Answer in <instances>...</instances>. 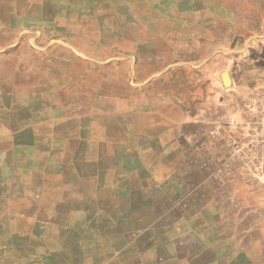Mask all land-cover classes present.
<instances>
[{"label":"crops","instance_id":"1","mask_svg":"<svg viewBox=\"0 0 264 264\" xmlns=\"http://www.w3.org/2000/svg\"><path fill=\"white\" fill-rule=\"evenodd\" d=\"M87 1L83 9L90 7V14L80 12L87 29L76 34L75 43L68 33L60 37L66 50L74 45L91 80L71 101L114 106L123 122L125 139L118 144L123 158L113 155L107 163L101 158L100 120L92 110L73 113L60 104L61 115L52 117L56 106L50 100L31 97L43 103L38 110L48 112L33 119L41 126L58 121L66 134L56 138L29 116L3 127L10 130L12 148H1L0 172L10 167L12 174L6 180L0 174V264H148L142 243H198L191 264H224L220 249L235 243L236 264L242 262L238 258L264 264V254L256 251L264 243V191L245 187L236 195L238 206L224 214L213 205L215 193L197 196L205 178L196 181L190 172L198 140L228 122L232 105L226 100L237 92L235 78L226 72L232 68L229 58L245 56L238 46L240 27L251 29L252 23L244 9L258 0ZM24 134L29 140L47 136V156L66 158L58 171L50 169L51 161L39 166L29 159L33 146L14 142ZM165 150L179 161L177 168L187 167L185 182L178 172L164 175L170 164ZM20 151L23 160L11 165L8 156ZM149 153L161 156L160 166L155 164L160 173L148 174ZM41 166L43 172L36 171ZM205 253L208 259H195ZM170 262L188 263L182 255L154 259Z\"/></svg>","mask_w":264,"mask_h":264},{"label":"rangeland","instance_id":"2","mask_svg":"<svg viewBox=\"0 0 264 264\" xmlns=\"http://www.w3.org/2000/svg\"><path fill=\"white\" fill-rule=\"evenodd\" d=\"M84 1L0 0V150L3 148V150L10 151L12 148L11 142L7 141V133L10 130H6L3 127H15V123L18 120L22 122L27 116H29L30 123L35 121V125H39L37 128L46 127L45 131H51L56 138L66 134V130L57 124L58 121L52 122L50 125L52 127H50L48 125L41 126V123L38 122L39 120L33 119L34 117L43 118L45 113H48L46 110H38V107L43 106V103H34L33 99L31 100V97L36 96L39 98L44 97V100H50L52 105L56 106V110L51 113L52 117L61 115L60 104L63 107L68 104L67 106L71 108L72 112L75 111L82 114L85 112L89 113L92 110L94 118L97 117L100 120L101 158L106 163L113 158V155L116 161L123 158V151L120 146L118 147V144H122L123 139H125L123 122L116 117L114 106L105 101L99 103L98 106L94 105L92 108L89 105L77 106L71 101L73 95L83 88L84 83H90L91 80L89 75L83 71L82 61H80L74 45H71V43L66 50L65 43L60 41V37H65V34L68 33L71 42L75 43L76 34L78 32L79 34L83 33L87 29L86 17L82 19L85 21L83 22L80 15L81 10L86 7ZM86 3H88L87 0ZM89 8L82 10L84 11L83 16L90 14ZM244 11L251 16L249 21L252 23V26L248 25L251 29L247 27V24L240 27L243 37L238 46H243V55L245 56L241 60H236V57H230V65H232L230 67L233 69L230 68L226 71L235 78L237 85L235 89L237 92L236 96L233 95V98L226 100V103H229L228 105H232V109L228 116V122L223 124V127L231 128L233 132L230 135L234 138L236 132L234 130L241 127L242 122L247 120L244 118L246 113L249 112L247 106L250 105V96L252 97L259 90H264V0H258L255 5L245 8ZM246 23L248 22L246 21ZM79 40L81 42L80 35H78ZM236 64L238 68H235ZM34 106L36 107L33 108ZM45 106H47L46 103ZM87 108L88 111H86ZM75 126L73 124V127ZM90 127L89 121L87 128ZM69 130H71L70 135H75L74 128ZM213 130L211 131L214 134L213 137L208 134L207 137L198 140V152L194 153L191 150L190 172L192 178L196 181L205 178L206 187L200 188L198 193H196L197 196L203 198L209 192L215 193L216 199L212 200L213 205L226 214L238 206L239 202L236 195L243 191L246 192L245 187L253 188L254 192L264 191L262 188L264 187V166L255 167L245 163L241 164L237 158H235L234 162L239 163H236L231 168L228 169L223 166L222 162L230 160L228 152L232 153V151L223 140L222 129H219V131ZM46 139V135H36L35 138L30 137L29 140L28 136L24 134L18 140H14V142L31 144L33 148L29 152V159L34 160L39 166L44 162L47 164L48 161H51L52 168L50 169L58 171L61 158L64 161H66V158L61 155L56 156L58 153L55 156L52 155V158L47 156L44 147V145H48ZM163 154L165 161L170 163L168 167L164 166V175L178 172V175L181 176V181L185 182V179L182 178V173L187 167L177 168L176 165L179 161L173 162L170 160V152L166 150ZM173 155L175 157L177 153L173 152ZM188 155L189 153L186 152V160L189 157ZM11 156H8L7 159L11 165L12 163H20L23 160L22 151L14 152V156ZM160 159L161 156L149 153L148 161L151 166L153 165V168L148 169L149 175H155L157 170L158 173L161 172V168L157 169L155 167L157 160L158 166H160ZM56 161L57 163L55 164ZM38 168H41V170H37ZM38 168H36V171L43 172L44 168L42 166ZM0 174L6 180V177L11 176L12 170L10 167H2ZM103 174L101 171V176ZM105 175L107 176V172ZM192 185L191 183L190 187ZM184 186L187 187L188 184L185 183ZM8 189L11 191V187ZM103 202L101 200V203ZM262 202L264 203V200ZM132 244L134 245V243ZM166 244L142 243L148 264H154V259L157 257L167 258L177 255L184 256V261L186 262H188L187 258L190 259L187 264H191V255L195 253L196 256L199 251L198 243ZM256 247V251L260 255L264 254V243H257ZM106 248H103V251H106ZM236 250L235 243H228V245H224L220 249L222 256L226 259L223 262L224 264H236L233 259L236 257ZM209 255V253H205L195 257V259L198 261L206 260L210 257ZM238 260L239 262L242 261L238 264H246L242 259L238 258ZM134 264H137V261ZM167 264L175 263L170 262Z\"/></svg>","mask_w":264,"mask_h":264},{"label":"built area","instance_id":"3","mask_svg":"<svg viewBox=\"0 0 264 264\" xmlns=\"http://www.w3.org/2000/svg\"><path fill=\"white\" fill-rule=\"evenodd\" d=\"M249 99L250 105L247 106L249 112L244 118L247 120L234 130L235 138L230 135L233 132L231 128L223 127L221 130L226 146L232 151L228 152L230 160L222 162L228 169L239 162L255 167L264 166V90L255 92ZM235 158L240 161L234 162Z\"/></svg>","mask_w":264,"mask_h":264}]
</instances>
